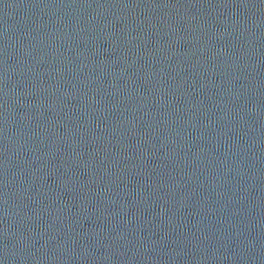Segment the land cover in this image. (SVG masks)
I'll use <instances>...</instances> for the list:
<instances>
[{
  "label": "water",
  "instance_id": "95a60500",
  "mask_svg": "<svg viewBox=\"0 0 264 264\" xmlns=\"http://www.w3.org/2000/svg\"><path fill=\"white\" fill-rule=\"evenodd\" d=\"M0 264H264V0H0Z\"/></svg>",
  "mask_w": 264,
  "mask_h": 264
}]
</instances>
